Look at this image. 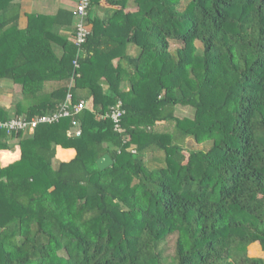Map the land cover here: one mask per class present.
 I'll return each instance as SVG.
<instances>
[{
  "label": "trees",
  "instance_id": "obj_1",
  "mask_svg": "<svg viewBox=\"0 0 264 264\" xmlns=\"http://www.w3.org/2000/svg\"><path fill=\"white\" fill-rule=\"evenodd\" d=\"M90 1L89 11L99 0ZM104 1L118 9L91 20L78 70L76 46L61 43L56 75L74 78V102L92 101L77 114L81 134L66 135L70 118L17 133L20 159L0 167V264H264V0ZM18 8L0 0V31ZM9 42L0 38V77L17 80L23 54ZM52 63L48 51L40 64ZM66 86L40 94L25 117L52 109ZM118 101L115 130L102 115ZM177 105L194 117H177ZM189 137L211 145L187 151ZM57 145L76 153L53 166ZM157 150L162 159L149 167L143 157ZM106 153L110 166L130 167L121 186L96 165ZM10 222L15 232L3 235ZM169 236L174 253L165 255Z\"/></svg>",
  "mask_w": 264,
  "mask_h": 264
},
{
  "label": "crops",
  "instance_id": "obj_2",
  "mask_svg": "<svg viewBox=\"0 0 264 264\" xmlns=\"http://www.w3.org/2000/svg\"><path fill=\"white\" fill-rule=\"evenodd\" d=\"M14 1L19 5L17 19L14 23L7 24L2 28L0 38L6 36L7 40L10 41L9 43L14 44L17 50L21 51L23 55H17L18 60L21 62L20 68L16 70L17 80L14 78L0 77V117L4 119L20 115L26 116L32 108L34 109L40 104V98L42 97L40 94H47L62 84H66L68 90L71 82V79L65 81V79H60L56 74H59L62 70L64 65L63 60L66 56V47L61 43L69 42L73 44L75 19L72 17L68 21L69 17L67 12L72 9L77 0ZM115 9H118V6L110 5L104 0H99L97 4L93 5L87 15L90 32L92 30L91 20L93 18H107ZM133 9L129 5L124 11ZM14 10L11 7L5 17H12ZM112 20L110 19L108 21L111 22ZM14 28L19 32L14 31ZM48 51L53 63L45 66L40 64V60L43 57H47ZM135 52L136 49L132 48L131 53ZM23 56L26 59L33 58L35 60L23 64ZM115 62L116 59L113 60V63ZM127 69L130 68L127 67ZM38 74L53 76L48 77L46 80H37L36 75ZM38 84L40 85L38 86ZM72 86H74V83ZM85 103V108H92L91 99L85 101ZM56 105L52 109H46L45 111L47 112L45 113L53 111ZM23 134L32 137L34 131L30 133L23 132ZM19 141L20 136L17 134L5 135L1 140V142L7 145V148L0 149V167H5L20 159L21 151L18 145ZM75 153L74 148H63L57 145L55 157H58L60 161L69 160ZM6 181L7 178L5 176L0 178V183L6 184ZM11 232H15L14 222L8 223L2 234H10Z\"/></svg>",
  "mask_w": 264,
  "mask_h": 264
},
{
  "label": "built area",
  "instance_id": "obj_3",
  "mask_svg": "<svg viewBox=\"0 0 264 264\" xmlns=\"http://www.w3.org/2000/svg\"><path fill=\"white\" fill-rule=\"evenodd\" d=\"M90 2V0H77L76 4L71 9L72 17L75 19L73 44L77 48L75 58L72 61L75 70L79 68L78 57L81 54L82 45L90 33V25L87 22ZM77 76H79V74H77ZM73 83L74 78L72 77L65 98L56 105L53 111L30 118L20 115L8 119H0V132L3 131L8 135H16L20 132L30 133L40 124H53L59 122L62 118H70V125L66 130V135L69 137L79 136L81 134V125L80 121L77 119V114L86 107V103L82 99L77 102L73 101L70 89ZM119 104L120 101H118V104L112 107L109 112L102 115V118H109L112 120L115 130H118L120 118L124 113V111L119 108Z\"/></svg>",
  "mask_w": 264,
  "mask_h": 264
},
{
  "label": "rangeland",
  "instance_id": "obj_4",
  "mask_svg": "<svg viewBox=\"0 0 264 264\" xmlns=\"http://www.w3.org/2000/svg\"><path fill=\"white\" fill-rule=\"evenodd\" d=\"M188 0H184L181 3V8L185 7V4L187 3ZM179 45L176 43H171L170 45V50L172 52H174L175 48L178 47ZM130 69H127L124 73V75L122 76V81H121V86L122 87H127V81L130 78V74L133 73V69L132 67H128ZM116 105H113L112 107H114ZM176 116L179 117L180 119L183 118H193L194 114H195V108L190 106V105H177L176 106V112H175ZM123 127H121L122 129ZM126 139H130L129 137H126ZM129 141V140H128ZM186 150H204L206 151L210 145H211V140H207L204 142H196L192 137H189L185 140L184 143ZM127 150L134 152V146L132 144H129L127 147ZM188 154V153H187ZM159 157L162 159V154L160 151H155L154 153L149 151L147 152L144 157L143 160L145 161V163L148 164L149 167L155 166V165H159V162L157 160H153L152 157ZM187 156V155H186ZM94 156H91V159L89 161L93 162V158ZM60 161V159L58 157H54L52 160L53 166H55L58 162ZM110 168V177L111 180L114 181V183L116 185H123L124 183V177L125 175L129 174L130 171V167L128 166V164L126 165L124 162H117V165L114 166H110L108 167ZM105 182V181H104ZM131 183H133V179L132 181L130 180ZM130 186V185H129ZM124 208L126 209L127 207L124 206ZM107 224L104 223L103 227H106ZM102 227V226H101ZM174 245H175V236H169L165 239V241L162 243V248L164 249V254H173L174 253ZM59 254L63 255L62 251H59ZM264 256V251L261 253Z\"/></svg>",
  "mask_w": 264,
  "mask_h": 264
},
{
  "label": "water",
  "instance_id": "obj_5",
  "mask_svg": "<svg viewBox=\"0 0 264 264\" xmlns=\"http://www.w3.org/2000/svg\"><path fill=\"white\" fill-rule=\"evenodd\" d=\"M113 160L111 159V157L106 153L103 154L102 156H100L97 160H96V165L98 167L99 170H103L107 167H109L112 164Z\"/></svg>",
  "mask_w": 264,
  "mask_h": 264
}]
</instances>
